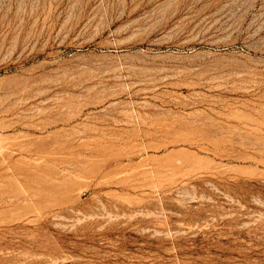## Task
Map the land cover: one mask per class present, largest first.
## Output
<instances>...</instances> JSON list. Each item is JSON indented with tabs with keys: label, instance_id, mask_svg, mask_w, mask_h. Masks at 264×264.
<instances>
[{
	"label": "rangeland",
	"instance_id": "obj_1",
	"mask_svg": "<svg viewBox=\"0 0 264 264\" xmlns=\"http://www.w3.org/2000/svg\"><path fill=\"white\" fill-rule=\"evenodd\" d=\"M0 264H264V0H0Z\"/></svg>",
	"mask_w": 264,
	"mask_h": 264
}]
</instances>
